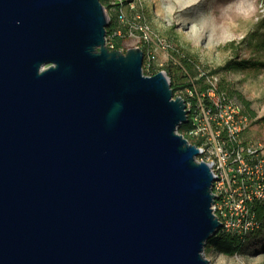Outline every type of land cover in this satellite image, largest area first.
<instances>
[{
	"label": "water",
	"instance_id": "1",
	"mask_svg": "<svg viewBox=\"0 0 264 264\" xmlns=\"http://www.w3.org/2000/svg\"><path fill=\"white\" fill-rule=\"evenodd\" d=\"M101 0H0V264H212L211 167Z\"/></svg>",
	"mask_w": 264,
	"mask_h": 264
},
{
	"label": "rangeland",
	"instance_id": "2",
	"mask_svg": "<svg viewBox=\"0 0 264 264\" xmlns=\"http://www.w3.org/2000/svg\"><path fill=\"white\" fill-rule=\"evenodd\" d=\"M108 21L125 35V18L138 14L166 48H156L150 71H164L173 84H184L199 72L217 74L221 86L256 112L249 127L251 141L264 148V0H106ZM133 3L135 8L130 7ZM125 37V52L134 47ZM183 60H188L190 67ZM241 62V67L227 69ZM224 68V69H223ZM242 105V104H241ZM212 264H264V226L246 238L232 256L205 250Z\"/></svg>",
	"mask_w": 264,
	"mask_h": 264
},
{
	"label": "built area",
	"instance_id": "3",
	"mask_svg": "<svg viewBox=\"0 0 264 264\" xmlns=\"http://www.w3.org/2000/svg\"><path fill=\"white\" fill-rule=\"evenodd\" d=\"M117 3L122 4L123 0ZM130 7L135 8L133 3ZM120 17L126 23L125 35L120 29L114 30L106 37L107 46L114 49V38L118 36L134 40V47L144 51L143 71L150 70L156 62L154 47L166 48L165 44L140 14L130 19L123 14ZM125 49V45L119 47L122 52ZM187 82L190 85L174 96L183 97L189 110L183 136L197 146V160L206 162L215 177L212 208L224 224L218 232L245 241L262 226L255 206L264 200V148L242 139L252 120L241 103L222 88L217 74L199 72L197 77L189 76Z\"/></svg>",
	"mask_w": 264,
	"mask_h": 264
},
{
	"label": "trees",
	"instance_id": "4",
	"mask_svg": "<svg viewBox=\"0 0 264 264\" xmlns=\"http://www.w3.org/2000/svg\"><path fill=\"white\" fill-rule=\"evenodd\" d=\"M101 1L106 8L109 6L110 7L112 6L110 3L106 4V0H101ZM116 29H117L116 24L114 23L113 20H111L109 22L108 27H107V36L109 37V35L112 34L114 32V30H116ZM124 40H125V36L115 37L114 38V41H115V48L114 49H119V47L122 45ZM114 49H112V50H114ZM183 61L187 64L188 67H190L188 60H183ZM241 66H242L241 62H236L235 66H233V67L227 66L226 68L230 69V68L241 67ZM155 73H157V71H150L148 73L144 72V74H146V75H153ZM170 82H171V86L173 88L174 93H176V91L184 88L185 86L190 85V83H188V82H185L184 84H178V85L173 84L172 81H170ZM228 93L230 94V92H228ZM258 121L264 122V116L262 118H260ZM187 127H188V125H186V124L181 125L178 129L179 133L184 134ZM255 209L257 212V216L262 223V226H264V200L262 202H258L255 206ZM243 244H244V240H242L241 238H239L236 235H233L230 233L218 232L216 235H214L212 238H210L207 241L205 250L208 251L210 249H214L218 253L228 255V256H232L241 250Z\"/></svg>",
	"mask_w": 264,
	"mask_h": 264
},
{
	"label": "crops",
	"instance_id": "5",
	"mask_svg": "<svg viewBox=\"0 0 264 264\" xmlns=\"http://www.w3.org/2000/svg\"><path fill=\"white\" fill-rule=\"evenodd\" d=\"M230 95L231 92H230ZM233 96V95H232ZM240 98H241V104H242V107L244 109V111L250 116L251 120L253 121L254 119H256V112L253 110V108L251 107V102L249 100H245L244 97H241L240 95ZM262 118V117H261ZM260 119V118H259ZM260 124L264 122H260L258 121ZM250 127V126H249ZM249 127L243 132L242 134V139L245 141V142H249V143H254L251 141V137H250V131H249ZM255 144V143H254Z\"/></svg>",
	"mask_w": 264,
	"mask_h": 264
}]
</instances>
